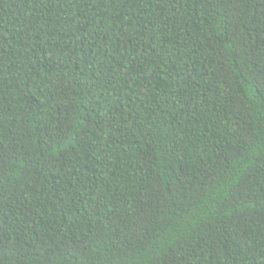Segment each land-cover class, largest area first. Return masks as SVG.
<instances>
[{"label": "trees", "instance_id": "1", "mask_svg": "<svg viewBox=\"0 0 264 264\" xmlns=\"http://www.w3.org/2000/svg\"><path fill=\"white\" fill-rule=\"evenodd\" d=\"M0 264H264V0H0Z\"/></svg>", "mask_w": 264, "mask_h": 264}]
</instances>
